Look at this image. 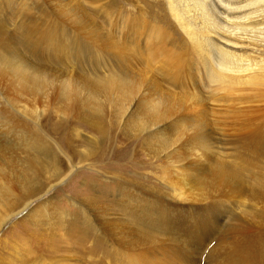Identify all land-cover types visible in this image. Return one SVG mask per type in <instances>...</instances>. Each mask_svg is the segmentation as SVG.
Segmentation results:
<instances>
[{"label":"rangeland","instance_id":"1","mask_svg":"<svg viewBox=\"0 0 264 264\" xmlns=\"http://www.w3.org/2000/svg\"><path fill=\"white\" fill-rule=\"evenodd\" d=\"M40 1L31 0L33 7L25 17L30 27L38 21L46 25L44 43L47 45L52 34V40L56 36L74 38V29L67 23H58V4H55L58 0H48L51 7L48 2ZM102 1L69 0L64 9L68 13L75 10L87 14L111 29L112 37L134 53L136 45L126 40L127 36L133 38L134 29L129 20L136 21L133 27L139 32L137 20L145 17L147 3L149 6L145 9L149 15L145 18L151 16L152 26L159 28L153 17L161 13L154 0H143L138 10L129 0ZM37 4L44 5L46 10L40 20L36 17ZM105 9L111 13L108 19ZM164 14L167 16V22L162 23L166 40L161 39L162 47L179 51L180 57L178 65L169 67L165 74L160 72L159 59L150 66L143 65L137 62L133 52L127 53L124 62L112 59L107 65L110 68L100 69L95 65L73 68L78 73L74 72L72 77L77 79L92 78L88 74L96 72L106 75L119 66L125 67L133 77L127 80L126 90L122 92L132 100L129 112L117 123L110 116L99 148H94V153L84 162L73 160L78 167L75 174L64 177L56 185L61 178L50 168L51 158L38 154L47 167L39 177L23 185L21 178L27 168L20 158L24 154L8 152L0 146V189L11 190L2 202L7 208L0 209V219L7 220L0 227V264H264V190L257 193L247 187L256 178L264 182V159L254 160L259 174L253 175L234 158L239 131L254 126L264 137V90L259 99L251 98L242 104H224L220 99L225 92L217 93L219 100L210 101L209 85L196 88L195 84L202 81L195 74L198 67L181 60L180 46L185 36L176 29L169 13L164 10ZM52 18L59 27L54 26ZM111 22L117 26V32L109 26ZM14 32L9 33L14 36L20 54L27 55L22 38L17 39L21 35ZM6 36L1 35L3 39ZM82 41L81 50L90 54L94 46ZM139 49L143 51V46ZM149 52L154 53L152 47ZM40 53L43 56L39 60L37 57H28V60L54 68L49 59L53 49L45 48ZM52 73L59 76L60 70L56 68ZM8 79L0 78V97H8L19 113L0 103V115L5 114L13 126L30 135L37 132L35 121L38 119L40 128L54 145L66 144L45 121L46 112L54 103L50 104L51 92L46 90L44 97L48 94V98H41V94L16 88ZM195 95L203 98V105L194 103ZM201 108L205 111L201 112ZM58 119L56 115L55 120ZM127 119L135 125L130 137L124 129ZM3 121L0 120V126ZM204 121L208 122L207 128L217 145L214 161L199 159L194 145V128ZM2 127L0 141L4 143L7 131ZM19 133L18 130L15 135ZM88 137L97 139L98 136L81 127L75 145L83 153L90 152ZM60 156V167L67 172L68 161L63 154ZM220 162L242 176L246 174L243 180L247 186L242 189L233 186V180L225 182L219 174ZM99 227L103 233L97 231ZM118 242L128 244L122 247Z\"/></svg>","mask_w":264,"mask_h":264},{"label":"bare ground","instance_id":"2","mask_svg":"<svg viewBox=\"0 0 264 264\" xmlns=\"http://www.w3.org/2000/svg\"><path fill=\"white\" fill-rule=\"evenodd\" d=\"M129 1L133 3V7L136 10L140 9L142 4H144L143 0ZM154 1L156 9L158 8L161 13H157L153 17L156 23H158L159 28L152 26L154 20H151V16L150 19H146V16L149 15L146 11L149 6L148 3L144 7V15L146 18L141 16L142 19L137 20L139 23V32L136 30V26L133 27L136 21L129 20L134 29L132 31L133 38L127 36L126 40L136 45L135 53L129 46L123 44V42L121 43L120 40H115L111 35V29H106L103 24L90 18L87 14H82L75 10L68 13L64 8L69 3V0H58L55 2V4H58L56 5L58 8L57 11H59L58 23H67L68 27L70 26L71 29H74L76 34L73 36L74 38L63 36L59 39L56 36L55 40H52V37H54L52 34L50 41L47 42V45L50 47L44 43L46 42L44 36H47L46 25H41V21H38V24L30 27L26 22L27 17L25 16L27 10H31L33 7L31 0L23 2H17V0L0 1V6L3 7L0 9V78H10L17 86H15L16 88L26 93L35 92L36 94H41V98H48V94L44 97V92L46 90L50 91L52 98L50 104L54 103L53 106L49 107L48 112H46L45 121L47 125L54 127V132H57L56 134L60 136L59 140L66 143L63 146L59 144L54 145L51 139L40 128L37 122L38 119L35 121L37 132L35 135H30L31 133H24L21 129L13 126L7 119V116L1 114L0 120H4L1 126L7 132L4 138L5 142L0 141V143H3L0 146H4V149L8 150V152L20 151V153L22 152L24 154L20 158L26 164L25 168H27L26 175L21 178L23 185H27L34 180L33 178L39 177L40 172L44 171L47 167L46 165L43 166L44 161L39 159L38 154H45L47 158H51V166L48 165L51 169L54 168L56 175L61 178L60 182L56 185L63 182L64 177L75 174L74 172L78 167L73 164V160L77 159L84 162L86 158L94 153L93 151L96 150L94 148H99L97 146L100 145V141L106 135L110 116L116 118L117 123L118 120L121 122L123 117L129 112L128 106L132 100L127 95L122 94V92L126 90L127 80L133 77L128 75L130 72H127L125 67L119 66L117 69H110L106 75H100L97 72L88 74L92 78L84 77L83 79L72 77V74L78 73L75 71L74 73L72 71L73 68H85L95 65L101 69L102 66L109 65L112 59L118 63L124 62V57L130 52H133L138 58L137 62L143 63V65L150 66L155 64L153 63L155 59H159L162 66V68L160 66V72L162 71L164 74L168 72L169 67L178 65V58L180 59L179 51L167 50L162 47L161 39L166 40L163 24L167 22V16L165 18L164 10L169 13L177 27L176 29L181 31L185 36L180 46L182 62L189 61V65L194 64L198 67V71L195 74L202 81L199 82V85L195 84L196 88H206L209 85L208 93H210V101L219 100L217 98L218 92H225L220 100L224 104L229 105L233 103L242 104L251 98L254 100L260 98V95L263 93L262 90H264V0ZM40 2L47 3L48 0H41ZM49 6L51 7L50 4ZM43 7L45 6L41 4L35 6L36 17L39 20L45 17L46 10ZM105 17L106 19L111 17V13L107 9H105ZM53 22L54 26L59 27V24H56V19L54 20L52 18ZM115 23L111 22L109 26L117 32L118 28ZM11 31L18 32L21 35L17 39L22 38L21 40L25 43L26 50L28 51L27 55L20 54L14 36L9 33ZM1 35H7L5 37L6 39H3L4 37L2 38ZM125 36L126 34L123 37ZM82 39L94 46L90 54L84 49L83 51L81 50V48H84ZM21 43L19 44L21 45ZM142 46L143 51L139 49ZM149 47H152L154 53L149 52ZM45 48H52L54 51V54L49 58L50 62L55 64L54 68L35 63L33 62L34 60H28V57L31 59H36L37 57L39 60L43 56L40 52ZM56 68L60 70L59 76L56 73H52ZM180 79L182 78L180 77ZM203 79H206V81ZM106 92L108 93L106 94ZM3 93L2 95H4ZM233 96H236V98H233ZM246 96L248 97L247 99L245 98ZM7 98L5 96L3 99L0 97V103L7 106V108L9 107L13 113H19ZM193 100L196 105H203V98L195 95ZM207 114L208 112L203 115ZM56 115L59 117L58 120H55ZM207 124L208 122L206 123L204 121L195 126L194 145L197 149V154L200 156L199 159L204 158L208 161H214L217 145L214 142L212 133L207 128L209 124ZM81 127L95 132L98 136L97 139L88 137L90 138L88 139L90 152L87 153L81 152L78 148L79 145H75V141L80 135ZM124 129L128 136L130 134L132 135L135 125L127 119L124 124ZM18 130L21 133L15 135V132ZM237 138V151L234 158L239 163H243L244 167L250 170L253 175L259 174L258 171H255L256 163L254 160L256 159L259 162L257 160L258 158L264 159V137L262 139V133L256 127L250 126L242 132L239 131ZM58 149L60 154H63L68 161L66 162L67 172H64L65 169L60 167L62 166L60 163V158L62 157L58 153ZM217 165L221 167L219 174L225 182L227 180H233V186L237 188L240 186L242 189L247 186L245 180H243L246 174L242 176L238 171L227 167L222 162ZM247 187H250L254 192H260L261 189L264 190V182L260 178H256ZM5 189L6 191L2 188L0 189V209L6 207L2 202L11 194V190L8 188ZM6 221V219L1 218L0 227ZM98 230H101V233H103L102 227L97 228ZM123 239L126 242H130L126 238ZM126 242L118 243L123 247L127 246L128 243ZM120 245L117 247H120ZM19 262L21 261L19 260Z\"/></svg>","mask_w":264,"mask_h":264}]
</instances>
